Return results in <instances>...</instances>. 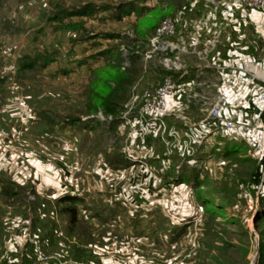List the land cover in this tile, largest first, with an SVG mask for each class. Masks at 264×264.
Returning <instances> with one entry per match:
<instances>
[{"label":"rangeland","instance_id":"374dc122","mask_svg":"<svg viewBox=\"0 0 264 264\" xmlns=\"http://www.w3.org/2000/svg\"><path fill=\"white\" fill-rule=\"evenodd\" d=\"M190 1L196 8L182 4ZM190 1L0 0V264L11 253L30 257L27 245L35 252L36 225H46V234L58 229L60 238L45 248L47 261L35 252L30 264H264V137L225 134L193 155H181L169 133L184 123L168 115L165 135L147 136L142 152L131 145L130 120L170 74L150 43L158 26L175 19L170 39L189 40L193 21L219 18L226 10L220 3L231 0ZM88 4L94 13L55 18L62 8ZM231 14L241 18L239 12ZM189 21L192 33L180 31V22ZM230 28L231 42L240 47L238 36L251 45L255 32L250 27L244 35L242 25L239 31ZM219 38L222 44L212 54L220 51L228 58L224 53L232 46L223 33ZM205 43L198 39L186 57L192 76L204 83L194 88L189 107L180 110L189 122L206 116L217 92V72L195 69L201 62L192 52ZM250 45L242 57L246 62L264 53ZM114 66L120 73L136 70L135 79L119 92L118 114L89 113L88 84L95 72L103 75ZM134 156L148 161L157 177L176 180L167 178L159 188L139 180L132 189L134 201L125 200L120 192L128 196L135 178L130 173L131 183L121 181L109 167ZM112 179L123 187L120 192ZM149 187L147 200L142 190ZM65 190L79 193L78 222L71 232L60 202L68 196ZM137 194L145 202H137Z\"/></svg>","mask_w":264,"mask_h":264},{"label":"built area","instance_id":"2783aa9c","mask_svg":"<svg viewBox=\"0 0 264 264\" xmlns=\"http://www.w3.org/2000/svg\"><path fill=\"white\" fill-rule=\"evenodd\" d=\"M219 6L226 9L219 18L217 15H208L193 21L194 34L189 40L184 36L177 40L170 39L177 30V21L171 18L161 22L156 35L150 40L152 50L161 54V64L170 74L146 100L133 121L130 120L131 145H137L139 151H144L146 138L150 134L167 133L164 117L168 115L184 123V128H173L169 133L176 141L181 155H193L198 148L213 143L225 134L234 136L244 131L246 134L255 133L261 139L264 137V54L251 58L248 62L242 58L243 53L236 52V48H230L229 56L225 59L221 58L220 51L212 54L216 45L222 44L219 38L222 33L229 44H232L231 32L227 28L233 26L237 30L241 27L244 16L252 11L264 14V0H231L222 2ZM231 11L239 12L241 18L233 19ZM200 38H204L206 43L203 49L192 52L201 62L196 64L195 69L201 73L204 69H213L217 72L219 81L216 84V95L205 109L206 116L198 122H189L180 110L189 107L196 96L194 88L204 83L197 79L198 75L192 76L186 57L191 53L189 46ZM130 149L132 148L129 147L128 153L133 154ZM134 158V162L147 167L146 162ZM35 246L37 259L47 261L49 256L39 242L35 241ZM56 264L90 263L63 260Z\"/></svg>","mask_w":264,"mask_h":264},{"label":"trees","instance_id":"16d2710c","mask_svg":"<svg viewBox=\"0 0 264 264\" xmlns=\"http://www.w3.org/2000/svg\"><path fill=\"white\" fill-rule=\"evenodd\" d=\"M90 12L91 14L95 12V8L92 7L91 4H88L80 9H65L62 8L59 14L55 17L56 19H63L66 17H71L72 15H83ZM109 64L106 63L105 67H108ZM116 66H114L115 68ZM113 71H101L104 72L103 75L101 73H94V77L91 79L88 87L86 88L84 95L87 98V107L89 108V113H96L98 110H102L104 114L107 115H117L120 110V101L122 100V96L119 94L120 91L126 90L128 84H130L133 79H135L136 70L133 72H118L119 67L114 69ZM114 70L117 72L115 73ZM110 82L115 83V87L112 88ZM228 152V151H227ZM230 152V151H229ZM228 152V153H229ZM126 157V156H125ZM126 159V160H125ZM129 163L127 158L122 157L118 162L115 160L111 162L112 165H120ZM79 198L75 196H65L60 198V202L65 204V207L62 208V212H66L69 214V226L68 230H75V224L78 222V200ZM46 216V212L43 213ZM38 226V227H37ZM43 226V225H42ZM48 227L44 225L42 228L39 225L34 226V234L38 235L40 241L47 245V248L53 245V240L55 237L60 238L58 235V229H52L46 234V230ZM71 228V229H70ZM39 229L43 230V235L39 234ZM72 230V231H73ZM77 235V233H76ZM78 236V235H77ZM80 238V236H78ZM58 241V240H57ZM58 245V242L55 243ZM28 250H30V257L24 253H11L10 258H6L3 261V264H30V262L34 261V249L32 245H27Z\"/></svg>","mask_w":264,"mask_h":264},{"label":"crops","instance_id":"0c3cea01","mask_svg":"<svg viewBox=\"0 0 264 264\" xmlns=\"http://www.w3.org/2000/svg\"><path fill=\"white\" fill-rule=\"evenodd\" d=\"M182 4L185 5L186 7H189V8H194V7L196 8V3H193V1H190L189 3H187L188 5L186 3H182ZM180 25H181V28L179 29L180 31H183V29H184V31H187L188 30L186 32L187 34H191L192 33L193 27H192L190 21L187 22L186 24L184 22L183 23L180 22ZM246 27H250L255 32V35H254L253 40L251 42V45L249 43L246 44L245 42H243V40H244L243 38L240 39V37L236 36L234 39H237V38L239 39V41L241 43V44H239L240 47H238V45L236 43L237 41L235 42V40H232V44L233 45L231 44L230 46H232V47H228L227 51L224 53V56L225 57L228 56V52H229V49L230 48L231 49L236 48V50H237L236 52L237 53H239V52L240 53H243V55H244L245 48L248 49L249 48V45L255 51H258L259 52V51H263L264 50L263 49V47H264V14L261 13V12H258V11H252L250 13H247L246 14V19L243 20V24H242V32H243V35H244V29ZM237 31H239V30L237 29ZM243 35H242V37H243ZM244 44H246L247 47L245 45V48H244ZM228 46H229V44H228ZM73 72H74V70H71L70 73H73ZM140 157L146 159L144 156H140ZM147 162H146V164H147ZM152 167L153 166L151 164H148L147 167H146L144 164H141L140 162H134L131 159V160H129V163H126V164H123V165L122 164H120V165L115 164V165L110 166L109 167L110 168L109 169V173L111 175H114L115 178H117V177L119 178V176H120L121 178L119 180H121V181H129V179L126 176V174H130V173L133 174V177L135 178V180H133L135 182V183L133 182L134 183V186L137 183V181L140 180L142 182L147 183L148 185H153V187L159 188V186L161 184H164L166 182L165 180H167V178H169V180H176L175 177H168L167 175H163L162 176L161 173L157 177L156 175L153 174ZM134 174L136 176H134ZM112 180L115 181L113 183V188L115 186L117 189H119V192H120V189L121 188L123 189V187L121 185L118 186L119 184H118V181H116L117 179H112ZM130 181L132 182V180H130ZM19 183H21V182L19 181ZM124 186L127 187V184L124 185ZM136 186L131 188V190H130L131 193H129L128 196H127V194L125 192H122V193L120 192V195H122V197L125 200L130 201L132 203L134 201V195L133 194L134 193H137V192L134 191L135 188H136ZM133 188H134V190H132ZM75 190L76 189L73 188V191H75ZM126 190L127 189H124V191H126ZM159 191L161 192L162 190H159ZM66 192H67V190H65L64 193H66ZM119 192H118V194H119ZM40 194L45 195V193H40ZM64 195L78 197L79 196V193H77V192L72 193L71 192V193H66ZM116 195L117 194H114L115 198L118 197V195L117 196ZM80 196H82V195L80 194ZM142 197L144 199H147V200H149L151 198L150 187L147 188V189H143L142 190ZM135 199L137 200V202L138 201L139 202H145L144 199H142L139 194H137L135 196ZM33 242H34V245H35V241L34 240H33ZM37 242H39V244L41 245V247L44 250H45V248L47 249V245L46 244H44V243H42L40 241H37ZM25 246H26V244H25Z\"/></svg>","mask_w":264,"mask_h":264}]
</instances>
